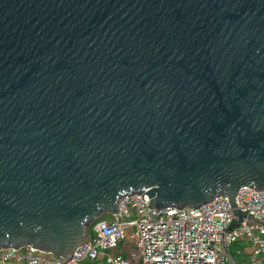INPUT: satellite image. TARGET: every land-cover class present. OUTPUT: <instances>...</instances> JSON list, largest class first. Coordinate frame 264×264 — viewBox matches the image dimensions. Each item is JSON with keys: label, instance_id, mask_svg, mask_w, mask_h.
<instances>
[{"label": "water", "instance_id": "obj_1", "mask_svg": "<svg viewBox=\"0 0 264 264\" xmlns=\"http://www.w3.org/2000/svg\"><path fill=\"white\" fill-rule=\"evenodd\" d=\"M264 190V0H0V249L68 260L156 210ZM142 195L141 201H145Z\"/></svg>", "mask_w": 264, "mask_h": 264}, {"label": "built area", "instance_id": "obj_2", "mask_svg": "<svg viewBox=\"0 0 264 264\" xmlns=\"http://www.w3.org/2000/svg\"><path fill=\"white\" fill-rule=\"evenodd\" d=\"M146 192L118 200V214H103L87 228L89 241L64 261L25 246L0 249V264H264V190L245 188L195 209L156 210ZM144 198V202L141 198ZM238 246L236 261L230 248Z\"/></svg>", "mask_w": 264, "mask_h": 264}, {"label": "rangeland", "instance_id": "obj_3", "mask_svg": "<svg viewBox=\"0 0 264 264\" xmlns=\"http://www.w3.org/2000/svg\"><path fill=\"white\" fill-rule=\"evenodd\" d=\"M237 250L241 251V248L238 246L231 247L230 248V254L238 262V261H240V256L236 254Z\"/></svg>", "mask_w": 264, "mask_h": 264}]
</instances>
